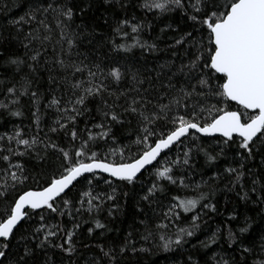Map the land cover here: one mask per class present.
I'll return each instance as SVG.
<instances>
[{"label":"snow or ice","instance_id":"1","mask_svg":"<svg viewBox=\"0 0 264 264\" xmlns=\"http://www.w3.org/2000/svg\"><path fill=\"white\" fill-rule=\"evenodd\" d=\"M25 4L0 25V264H264V0Z\"/></svg>","mask_w":264,"mask_h":264},{"label":"trees","instance_id":"2","mask_svg":"<svg viewBox=\"0 0 264 264\" xmlns=\"http://www.w3.org/2000/svg\"><path fill=\"white\" fill-rule=\"evenodd\" d=\"M25 7V0H0V25L6 24L7 19L11 18L12 16H19L23 14ZM5 8L7 9L6 11ZM153 31L156 32L158 29H154ZM221 163H223V161H221ZM210 172L211 169H209V173ZM145 176H147V173H145ZM199 178L200 177L198 175L194 176V179L198 180ZM216 202L219 212L217 214L210 213L209 215L203 217L204 222L201 224V231L198 233V239H204L205 236L210 234L211 231L215 230L218 225L224 223L227 216V210H230L234 206V204H226V201L222 195L217 197ZM131 205L132 200H128V218H130V214L132 212ZM128 218L121 216L115 223L112 224V227H124V225L121 224V221H125L126 223ZM256 219L259 220V217L257 216ZM85 227H87V225H85ZM193 242H195V240ZM213 249H215V252L209 254V259H211V256L215 255L216 252H219V249H217L215 245L213 246ZM159 256L160 254L154 250L151 257L142 256L141 259L143 260V264H151L152 261H156V264H168V262L164 259H159ZM173 256L176 264H179L180 261L186 259V255L182 254L180 251L175 252Z\"/></svg>","mask_w":264,"mask_h":264}]
</instances>
